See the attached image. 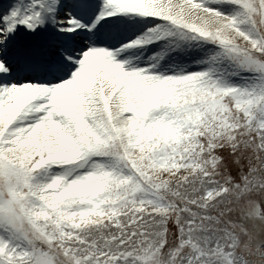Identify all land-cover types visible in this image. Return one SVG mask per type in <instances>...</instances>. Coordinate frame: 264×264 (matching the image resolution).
Segmentation results:
<instances>
[{
    "label": "snow or ice",
    "instance_id": "6c2138e0",
    "mask_svg": "<svg viewBox=\"0 0 264 264\" xmlns=\"http://www.w3.org/2000/svg\"><path fill=\"white\" fill-rule=\"evenodd\" d=\"M0 264H264V0H0Z\"/></svg>",
    "mask_w": 264,
    "mask_h": 264
}]
</instances>
